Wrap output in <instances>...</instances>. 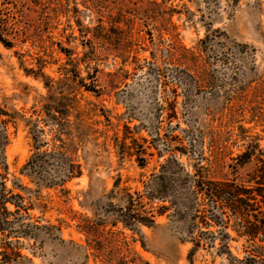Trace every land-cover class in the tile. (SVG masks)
Listing matches in <instances>:
<instances>
[{"label":"rangeland","instance_id":"1","mask_svg":"<svg viewBox=\"0 0 264 264\" xmlns=\"http://www.w3.org/2000/svg\"><path fill=\"white\" fill-rule=\"evenodd\" d=\"M0 37V180L22 199L6 206L13 226L40 228L0 238L10 264H229L217 236L198 238L216 228L187 234L146 192L169 159L236 183L264 161V0H0ZM47 87L68 108L60 139L40 115ZM36 152L55 154L45 172L61 188L21 173ZM127 204L154 224L126 230L108 206Z\"/></svg>","mask_w":264,"mask_h":264},{"label":"trees","instance_id":"2","mask_svg":"<svg viewBox=\"0 0 264 264\" xmlns=\"http://www.w3.org/2000/svg\"><path fill=\"white\" fill-rule=\"evenodd\" d=\"M0 42L5 47L10 44L2 40ZM55 93V92H54ZM53 88L47 87V97L44 99L45 106L41 108L43 123H51L57 130V138L60 139L62 132V120L67 130L71 128L68 123V108L61 103L63 99L56 98ZM63 134V133H62ZM65 136V135H64ZM115 141V149H118ZM53 152H36L23 167L21 173L29 180H34L36 185L43 188L56 189L61 188L60 179L58 180L57 172L54 171V177L46 175V166L48 160L53 158ZM252 154L244 152L239 155L235 161H240L239 166H245ZM256 170L252 173L249 180L236 183L230 180L226 175L221 179L212 181L199 175H190L184 173L182 165L173 159L166 161L162 165L157 176L153 178L150 185V192H146V198L151 202L169 203L173 208V214L180 216L181 219L188 220L187 234L193 235L196 231L197 222L207 228H216V232H200L198 238L202 236L210 237L215 240L217 236L220 247L217 254L225 256L229 264H264V161L257 158ZM138 167H145V160L137 158ZM5 159L0 154V172H6ZM70 170L66 175H71ZM1 177V176H0ZM12 189L19 192H26L25 188L18 185H12ZM22 199L17 195L13 196L11 190H6L4 182L0 180V238L2 239L7 230H17L14 232V238L26 237V230H39V227L31 224H17L13 226V221L9 220L12 216L7 211V205H11L18 212L17 206L12 199ZM130 205L120 209H114L108 206L111 213L117 215V219L122 226L134 232L136 228L151 227L154 224L153 216H138L131 211ZM203 206L205 208H203ZM114 209V210H113ZM116 210V211H115ZM107 212V213H110ZM231 231L237 240H243V257L241 260L235 258L228 244L232 238L227 233ZM11 232V231H10ZM94 237V236H92ZM0 239V240H1ZM95 239V238H94ZM105 239H107L105 237ZM2 241V240H1ZM95 243V240H93ZM201 241V240H198ZM93 242H88L91 245ZM195 244V241H193ZM198 248V244L187 254V261L192 262L193 253ZM13 259L20 258L15 248L8 243L0 244V264H10Z\"/></svg>","mask_w":264,"mask_h":264}]
</instances>
